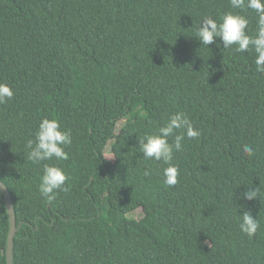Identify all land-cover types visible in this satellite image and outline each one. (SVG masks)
<instances>
[{"label":"trees","instance_id":"obj_1","mask_svg":"<svg viewBox=\"0 0 264 264\" xmlns=\"http://www.w3.org/2000/svg\"><path fill=\"white\" fill-rule=\"evenodd\" d=\"M230 11L255 34V11L229 0H0V83L14 91L0 104L13 264H264V74L252 50L195 37L204 17ZM176 112L201 134L174 150L178 183L165 187L167 165L145 159L138 138ZM42 118L70 132L67 160L27 161ZM44 163L69 177L52 201L38 190ZM251 184L260 197L245 200ZM244 211L260 221L252 238L239 230ZM8 229L0 191V264Z\"/></svg>","mask_w":264,"mask_h":264},{"label":"clouds","instance_id":"obj_2","mask_svg":"<svg viewBox=\"0 0 264 264\" xmlns=\"http://www.w3.org/2000/svg\"><path fill=\"white\" fill-rule=\"evenodd\" d=\"M232 9L254 10L257 14V26L254 35H249L246 29L249 21L239 12L225 13L219 22L211 16L202 19L197 27L195 37L201 45L209 46L217 41H222L223 47L232 48L235 52L252 50L255 53L256 71L264 74V0H229ZM14 96L12 87L6 83H0V104L6 103ZM200 131L195 129L186 114L176 112L171 114L166 124L159 128L157 133L145 134L138 138L139 147L145 159L160 162L167 167L162 169V184L165 187H173L178 183V168L171 163L174 150H182V142L188 139L198 138ZM174 138V143L169 138ZM72 137L69 131L64 130L56 118H42L34 134V139L25 143L27 161L32 164H41L45 161H64L69 158L66 146L71 145ZM243 152L251 157L254 149L250 145L243 146ZM149 173L145 172V175ZM69 179L62 167L56 164L44 163L39 183V193L48 201L55 199L58 191H68L66 181ZM243 193L245 200H253L260 197V189L257 186L247 185ZM260 227V221L250 211L241 213L239 230L252 238Z\"/></svg>","mask_w":264,"mask_h":264},{"label":"water","instance_id":"obj_3","mask_svg":"<svg viewBox=\"0 0 264 264\" xmlns=\"http://www.w3.org/2000/svg\"><path fill=\"white\" fill-rule=\"evenodd\" d=\"M0 191L3 195V200L6 207L8 222H9V229L7 233L6 250H5L6 264H13V241H14L15 232L17 231L19 225L17 226L16 223L13 204L9 191L1 181H0Z\"/></svg>","mask_w":264,"mask_h":264},{"label":"rangeland","instance_id":"obj_4","mask_svg":"<svg viewBox=\"0 0 264 264\" xmlns=\"http://www.w3.org/2000/svg\"><path fill=\"white\" fill-rule=\"evenodd\" d=\"M109 144L107 145V147L105 148L103 154L107 159L113 160L114 159V155L111 153V151L109 150ZM132 215H134L136 218H139L142 215V209L141 208H137L135 210L134 213H132Z\"/></svg>","mask_w":264,"mask_h":264}]
</instances>
